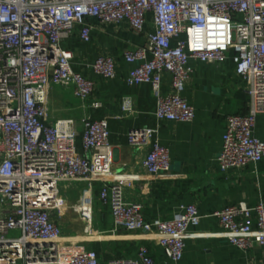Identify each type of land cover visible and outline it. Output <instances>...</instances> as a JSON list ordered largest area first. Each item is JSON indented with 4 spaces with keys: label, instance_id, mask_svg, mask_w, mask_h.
Instances as JSON below:
<instances>
[{
    "label": "built area",
    "instance_id": "obj_1",
    "mask_svg": "<svg viewBox=\"0 0 264 264\" xmlns=\"http://www.w3.org/2000/svg\"><path fill=\"white\" fill-rule=\"evenodd\" d=\"M90 19L125 22L143 46L124 53L131 65L129 86L150 85L157 103L155 127L132 129L128 143L148 147L142 165L148 179L168 174L170 150L159 139L164 121L192 122L195 110L183 96L194 68L191 60L221 62L235 51V73L250 96L246 114L228 117L218 163L222 171L257 165L264 159V140L256 123L264 113V0H0V264H156L145 245L132 257L102 261L95 250L69 247L53 215L61 216L65 184L85 182L74 210L93 228V188L101 183L100 201L109 207L114 229L155 231L163 250L161 264H181L185 239L201 214L194 204H180L169 220L148 221L143 207L125 199L133 176L115 174L110 125L91 113L83 120L82 149L73 118L50 122V85L73 87L82 102L96 83L72 68L73 53L63 46L77 29L92 40ZM109 53L99 55L93 72L116 76ZM171 76V91L163 92V76ZM102 103L93 102L99 109ZM122 113L134 112V101L123 98ZM232 245L247 251L254 243L263 252L264 199L256 205L240 202L214 213Z\"/></svg>",
    "mask_w": 264,
    "mask_h": 264
},
{
    "label": "crops",
    "instance_id": "obj_2",
    "mask_svg": "<svg viewBox=\"0 0 264 264\" xmlns=\"http://www.w3.org/2000/svg\"><path fill=\"white\" fill-rule=\"evenodd\" d=\"M89 23L92 25L91 42H84L77 29L63 41V46L73 53L72 68L95 81L94 92L82 102L74 96L73 87L50 85L47 96L50 122L75 119L77 145L82 149L85 116L91 113L95 119L108 120L110 143L114 149V173L133 176V185L126 188L125 199L141 204L146 220H169L180 204H194L198 208L202 218L199 225L188 230L181 264L260 263L263 260L261 247L254 243L244 251L232 245L214 216L216 211L229 205L246 202L253 206L264 199V159L257 165L228 171H222L217 160L228 117L246 114L250 105L245 82L235 73V51H229L221 62L191 60L194 72L183 96L194 107L195 119L186 123L164 121L160 124L159 139L170 150L171 169L168 174L148 179L142 162L149 148L129 145L127 134L132 129L158 125L154 116L157 100L150 85H127L125 79L131 65L124 58L127 50L145 45L146 35L134 33L125 22L105 24L90 19ZM104 53L112 55L117 63L116 76L112 79H104L92 70L95 59ZM170 91L171 76L165 74L163 92ZM125 97L133 99V113H122ZM93 102L102 103V107L92 108ZM256 135L264 140V113L257 118ZM85 188V182H74L65 184L61 191V200L66 204L61 216L53 215V218L62 229L66 245L80 248L83 243H88L85 248L99 249L102 261L135 255L139 246L145 245L156 264H161L164 255L157 232L114 229L111 211L99 199L101 183L98 181L93 188L96 237L92 239L94 236L85 231L84 236L80 234L84 222L73 203L80 199ZM63 215H68L70 226L61 221Z\"/></svg>",
    "mask_w": 264,
    "mask_h": 264
},
{
    "label": "rangeland",
    "instance_id": "obj_3",
    "mask_svg": "<svg viewBox=\"0 0 264 264\" xmlns=\"http://www.w3.org/2000/svg\"><path fill=\"white\" fill-rule=\"evenodd\" d=\"M76 203L77 202H75V203H73V207H74V205H76ZM64 204H66V202H64ZM64 221L65 223H63V224H66L67 226H70V222H71V220L69 221L68 220V215H63L62 216V218H61V221ZM85 228H86V225L83 223L82 224V227L80 228V234H82L83 236H84V231H85ZM92 236H94V237H92V239H94L96 236L95 235H92ZM86 238V237H85ZM86 239H89V238H86ZM89 242V241H88ZM86 244H88V243H86ZM86 244H82V245H80V247H82V248H85V246H87V248H88V245H86ZM84 246V247H83ZM79 248V247H78ZM87 248H85V249H87ZM90 248V247H89ZM92 250V249H91Z\"/></svg>",
    "mask_w": 264,
    "mask_h": 264
},
{
    "label": "trees",
    "instance_id": "obj_4",
    "mask_svg": "<svg viewBox=\"0 0 264 264\" xmlns=\"http://www.w3.org/2000/svg\"><path fill=\"white\" fill-rule=\"evenodd\" d=\"M96 250L98 251V252H97V251H96V252H97V253H99V249H96ZM132 256H134V255H131V256H127V257H132Z\"/></svg>",
    "mask_w": 264,
    "mask_h": 264
}]
</instances>
